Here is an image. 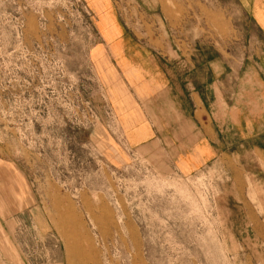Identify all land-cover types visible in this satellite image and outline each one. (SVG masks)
I'll use <instances>...</instances> for the list:
<instances>
[{
    "label": "rangeland",
    "instance_id": "rangeland-1",
    "mask_svg": "<svg viewBox=\"0 0 264 264\" xmlns=\"http://www.w3.org/2000/svg\"><path fill=\"white\" fill-rule=\"evenodd\" d=\"M113 1L142 36L249 41L231 2ZM95 14L108 0H0V264H264V135L189 175L131 151L97 99Z\"/></svg>",
    "mask_w": 264,
    "mask_h": 264
},
{
    "label": "crops",
    "instance_id": "crops-1",
    "mask_svg": "<svg viewBox=\"0 0 264 264\" xmlns=\"http://www.w3.org/2000/svg\"><path fill=\"white\" fill-rule=\"evenodd\" d=\"M223 1L237 5L249 22L243 48L217 46L195 29L178 30L176 42L157 31L142 36L113 0L111 22L100 28L95 14L89 58L99 78L97 99L113 114L131 151L179 174H193L234 143L264 135V0ZM0 181L3 205L8 196L3 176Z\"/></svg>",
    "mask_w": 264,
    "mask_h": 264
}]
</instances>
